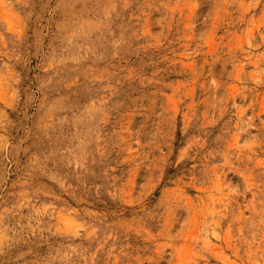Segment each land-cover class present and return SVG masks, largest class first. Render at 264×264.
Listing matches in <instances>:
<instances>
[{"label":"rangeland","instance_id":"rangeland-1","mask_svg":"<svg viewBox=\"0 0 264 264\" xmlns=\"http://www.w3.org/2000/svg\"><path fill=\"white\" fill-rule=\"evenodd\" d=\"M0 264H264V0H0Z\"/></svg>","mask_w":264,"mask_h":264}]
</instances>
